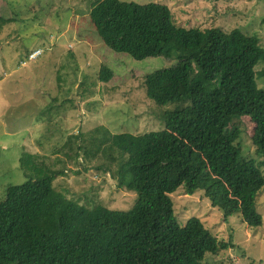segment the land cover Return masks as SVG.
<instances>
[{
    "label": "trees",
    "instance_id": "1",
    "mask_svg": "<svg viewBox=\"0 0 264 264\" xmlns=\"http://www.w3.org/2000/svg\"><path fill=\"white\" fill-rule=\"evenodd\" d=\"M88 16L112 50L175 60L143 76L147 98L173 107L160 111V130L93 129L103 130L94 146L109 152L107 170L115 166L117 186L136 193L127 210L65 197L53 186L60 171L37 153L21 152L25 181L8 185L0 199V264H204L230 243L197 217L179 225L169 194L181 185L185 193L201 190L224 218L238 213L248 226L262 224L256 202L264 171L242 152L232 124L241 117L254 123L251 142L263 156L264 88L253 67L264 48L257 35L236 27L177 25L157 2L94 0ZM10 20L0 16V26ZM111 76L100 67L98 79Z\"/></svg>",
    "mask_w": 264,
    "mask_h": 264
},
{
    "label": "rangeland",
    "instance_id": "2",
    "mask_svg": "<svg viewBox=\"0 0 264 264\" xmlns=\"http://www.w3.org/2000/svg\"><path fill=\"white\" fill-rule=\"evenodd\" d=\"M167 5L177 25L200 29L218 26L255 34L264 48V0H120ZM94 0H0V199L6 187L25 181L21 152L37 153L53 170L55 189L86 207L102 204L127 210L136 193L118 187L109 152L96 149L104 127L110 133L145 132L164 128L157 105L145 95L143 76L175 60L152 56L134 59L104 44L88 11ZM36 53L31 58L30 55ZM101 66L112 76L98 79ZM257 86L264 88V59L254 64ZM242 152L264 171V155H255L254 123L234 121ZM76 136V137H75ZM78 136V138H77ZM39 159H42V158ZM179 225L197 217L218 240L230 245L207 254L204 264H264V187L256 209L262 224L248 226L238 213L223 214L201 190L169 194Z\"/></svg>",
    "mask_w": 264,
    "mask_h": 264
},
{
    "label": "built area",
    "instance_id": "3",
    "mask_svg": "<svg viewBox=\"0 0 264 264\" xmlns=\"http://www.w3.org/2000/svg\"><path fill=\"white\" fill-rule=\"evenodd\" d=\"M35 56H36V53H32V54L30 55L31 58H33V57H35Z\"/></svg>",
    "mask_w": 264,
    "mask_h": 264
}]
</instances>
